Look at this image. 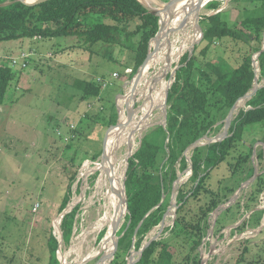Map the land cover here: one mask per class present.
<instances>
[{"label":"rangeland","instance_id":"rangeland-1","mask_svg":"<svg viewBox=\"0 0 264 264\" xmlns=\"http://www.w3.org/2000/svg\"><path fill=\"white\" fill-rule=\"evenodd\" d=\"M151 1L152 8L163 9L171 0ZM216 1L220 4L219 9L209 10L207 5L200 11L195 30L201 38L196 46H204L201 44V22L204 17L222 12L223 18L232 27H237L244 19L243 11L254 6L249 3L250 0ZM10 4L11 1L7 0L1 5ZM133 28L134 25L131 26V29ZM190 46L177 61L171 59L170 63L151 66L146 72L147 80H150L153 86L157 77L161 78L160 82L164 80L169 85L164 91L166 101L163 108L166 116L163 119V108H159L155 109L150 117H146V122L139 121L144 117L143 110H139L144 101L138 103L145 89L142 86L135 95L138 111L134 112L132 121L136 125L140 122L141 125L133 133L134 143L130 148L132 153H129L127 146L116 153L117 161L122 164L119 166L123 174L122 183L126 180L128 159L138 151L145 135L158 126H167L166 117L170 107L166 96L175 82L181 58L187 52L194 51L192 45ZM247 50L248 47L244 44L225 41L212 47L208 58L224 56L231 64L237 66ZM256 56L253 59L257 71L256 80L259 86H264V76L261 75ZM11 57L18 58L19 64L12 65ZM2 61H7L16 74L8 89L6 102L0 106V264H50L48 240L51 234L59 237L54 222L62 213L63 199L71 178L75 175L71 203L80 207L79 214L71 242L62 245L61 254L67 255L68 264H76L89 257L96 249L99 252L88 264H112L116 253L115 244L119 240L117 233L125 225L129 212H126L109 247L103 251L105 236L102 238V234L106 235L107 231L95 230L103 203V192L98 194L95 185L99 173H91L89 177H83L81 173L86 162L95 163L101 159L102 155L94 161L97 153L103 154L104 141L111 128L109 120L112 114L116 112L118 122L121 121V101L135 79V76L130 77L132 69L127 68L131 65V53L119 46L104 43H98L89 50L73 38H34L0 43V62ZM78 79L93 80L101 85L100 96L93 99L78 89L75 86ZM159 83L156 88H159ZM131 100L130 108L134 104L132 98ZM127 105L128 102L126 111ZM241 110L239 107L233 115L231 126ZM126 118L127 115L125 122ZM226 121L227 118L219 124V131H209L201 138L198 147L216 143L225 134ZM262 137L263 132L257 127L245 134V147H249L246 149L249 151L254 145V151L251 161L239 166L236 172L233 173L234 166L239 164L241 153L246 152L245 147H241L219 168L211 171L205 187L219 195L223 202L221 205L229 202L240 186L249 180L247 174L252 168L258 169L260 176L257 180L262 177L263 185H257L256 180L244 189L236 202L218 216L212 236L210 231L213 228L214 216L210 213L206 219L209 227L202 243L187 264H198L196 261L201 264L203 259L207 260V264H234L245 248H248L249 253L243 257L242 264H264V214L257 229L237 231L255 212L251 211L254 205H257L255 209L262 207L261 210L264 211V152L260 158L264 151ZM194 149L188 147L185 151L184 155L189 162L188 169L179 172V184L176 186L174 183L173 192L167 195L170 205L165 219L146 235L143 247L153 241L170 237L177 217L176 198L179 189L182 185H186L187 189L192 187V182H189L192 177L190 159ZM205 201L204 192L199 199L191 200L187 211L190 219L195 217ZM211 246L215 247V252L209 258ZM140 251L132 249L125 259L126 264L138 261L141 257ZM179 257L183 261V256Z\"/></svg>","mask_w":264,"mask_h":264},{"label":"trees","instance_id":"trees-1","mask_svg":"<svg viewBox=\"0 0 264 264\" xmlns=\"http://www.w3.org/2000/svg\"><path fill=\"white\" fill-rule=\"evenodd\" d=\"M6 1L0 0V43L34 38H73L89 50L98 43L116 45L131 53V65L127 67L132 69L131 78L154 50L152 42L160 28V18L150 13L139 0H50L38 6L11 1L10 5H1ZM249 3L254 6L243 11L244 19L237 27H232L223 18L222 12L204 17L201 22L204 33L201 44L204 46H196L191 57L187 52L181 58L175 82L168 94L170 109L167 126H158L145 135L138 151L128 159L125 186L129 214L125 225L117 233L118 247L112 264H126L129 252L132 249L141 250L146 235L163 221L170 205L167 195L173 192L179 172L189 166L185 151L209 131H219V124L225 121L237 101L252 91L257 76L253 59L259 53L257 61L264 76V0H250ZM219 7L218 1L208 4L209 10ZM225 41L248 47L237 66L224 56L208 58L212 47ZM15 74L7 61L0 62V106L6 102ZM75 86L93 99L98 98L102 91V86L93 80L78 79ZM246 103L248 109L242 108L234 119L229 137L194 149L190 159L192 177L189 182H192V187L187 189L186 185H182L179 189L177 217L170 237L153 241L135 264H187L192 254L197 252L209 227L207 217L223 204L219 195L205 187L211 171L246 146L244 136L252 128L257 127L263 132L261 142H264V86ZM117 125L118 115L114 112L109 126ZM250 148L241 153L233 173L239 166L251 161L254 145ZM101 155V152L97 153L94 161ZM253 175L254 168L247 176L250 179ZM75 179L76 175L72 176L61 212L71 202ZM262 179L260 177L256 181L257 185H263ZM202 192L205 193L206 203L190 219L187 213L190 202L199 199ZM79 208L75 207L62 220L61 229L66 244L71 242ZM263 214V210L255 211L237 231L257 229ZM48 244L50 264H60L57 237L51 234ZM243 250L242 258L234 264H242L243 257L249 253L248 248ZM184 251L187 252L182 253ZM179 255L183 256V261Z\"/></svg>","mask_w":264,"mask_h":264},{"label":"bare ground","instance_id":"bare-ground-1","mask_svg":"<svg viewBox=\"0 0 264 264\" xmlns=\"http://www.w3.org/2000/svg\"><path fill=\"white\" fill-rule=\"evenodd\" d=\"M26 1L30 2L32 0H26ZM142 1L148 3L151 0H142ZM212 1L214 2L216 0H206L205 5L203 7L207 6L209 3H212ZM197 3L198 0H192L190 2L182 1L179 4V7L183 9L182 11H178L175 14V18L170 27L173 29H177L179 24L183 21L184 17H186L187 13L190 11L191 15L188 18V23L184 27V29L171 34L170 37H165V36L162 37V39L159 42L160 52L157 56L151 59V61L148 64L147 71L151 66H155L158 64L164 65L165 63H170L171 59L172 61L175 60L177 61L184 54V52H186L191 47L190 45H192L201 38L200 34H197V30H195L198 19V14L197 12H195V6L197 5ZM162 19H163V25L167 23L168 19L166 16ZM146 72L144 73V76L142 77L138 89L135 93L136 95L142 86L145 87L144 91H142L138 99V103L144 101L142 107L139 108V110L140 109L143 110V114H144L143 115L144 117H142L141 120H139L140 122L142 121L146 122L148 120L146 119V117L148 116L150 117L151 114L155 111V109L163 108L166 101L164 91L169 87L166 81L162 80V82H160L161 81L160 77H157V80H154L155 86H153L151 81L147 80ZM158 83H159V88H156V84L158 87ZM132 86L131 89L130 88L128 89L127 94L123 96V99L121 101L122 122H125V117L127 115L126 104L128 102L127 108H130L129 102L132 101L131 100L133 94ZM255 87L257 88L258 84H254V88ZM246 102L247 101L245 99H242L238 103V108L239 107L246 108V104H247ZM163 112H164L163 119H165L166 114L164 108H163ZM132 120L130 121L129 124H127L124 128H122L121 131L117 129L110 134L105 148L106 152L108 153L107 159L103 160L101 158L99 161L95 163L86 162L85 165L83 166L81 173V176L83 177H89L91 173H95L97 171H98L97 174L99 173L97 175V181L95 185L98 194H101V192H103L101 194L103 198L102 199L103 203H102V209L100 210L99 219L96 223L95 230L107 231V233L105 232L106 235H104L105 237L103 243L104 244L103 251H105L109 247V243H111L112 237L118 231L121 225V224L118 225L119 220L122 221L127 212L126 206L123 203V199H124V195H123L124 188L122 183L123 174L119 170L120 169L119 166H121L122 164L121 162L117 161L118 157L116 153L119 149H121L124 146L129 147V151H130L129 153L130 154L132 153V149L130 148H132V144L134 143L133 133L141 125L140 122L137 123L136 125V123H134ZM178 184L179 182L176 183V186ZM57 221L58 220H56V227H57ZM98 252L99 251L95 249L93 252L90 253L91 255L89 257L96 255ZM60 259H61V264H68L67 255L66 256L60 255ZM82 263L83 261L76 262V264H82Z\"/></svg>","mask_w":264,"mask_h":264},{"label":"water","instance_id":"water-1","mask_svg":"<svg viewBox=\"0 0 264 264\" xmlns=\"http://www.w3.org/2000/svg\"><path fill=\"white\" fill-rule=\"evenodd\" d=\"M10 1H17V2H22L24 4H27L29 6H38L42 3H45L47 1H50V0H32L30 2L26 1V0H10ZM145 7L146 9L154 14L155 16L159 17L160 18V21H159V25H160V28H159V31L154 39V42L153 43V46H154V50L148 55L147 57V60L146 62L141 66V68L139 69L138 73L135 75V79L133 80V86H132V99L134 101V104L133 106L130 108H127V118H126V122H122V121H119L118 122V125L117 126H114V127H111L110 128V132L108 133V135L106 136L105 138V141H104V151H103V154H102V159L103 160H106L107 157H108V153L106 152L105 148H106V144H107V141H108V138L110 136V134L114 131V130H122V128H124L127 124L130 123V121L132 120V116L134 115V112L136 111V102H137V98L135 96V93L138 89V86L140 84V80L142 79V77L144 76V73L147 71V67H148V64L149 62L151 61V59H153L155 56H157L160 52V40L162 39L163 36L165 37H170L171 34L173 33H176L182 29H184V27L187 25L188 23V18L189 16L191 15L190 11L187 13L186 17H184L183 21L179 24L178 28L177 29H173L171 28V24L175 18V14L178 12V11H182L183 8L179 7V4L182 2V1H192V0H171L163 9L161 8H157V9H154L152 8L150 5H146L145 3H143L142 0H139ZM205 2L206 0H198V3L197 5L195 6V12H197L198 14V18H199V14H200V11L202 9V7L205 5ZM167 17L168 21L167 23H165L163 25V19L164 17ZM169 22V24H168ZM197 22H198V19H197ZM167 26H168V29H167ZM203 31L201 30V35H202V38H203ZM199 41H196L195 43L192 44V49H194L196 47V44L198 43ZM264 50V49H263ZM193 54V50L192 52L190 53V57L192 56ZM260 55L257 54L256 56V59L257 57ZM255 67V66H254ZM178 70V69H177ZM256 71V70H255ZM256 74H257V71H256ZM166 76V75H165ZM256 79H257V76H256ZM255 79V84H258V80ZM259 86V85H258ZM263 86H259V87H253L252 91L247 94L246 96H244L242 99H245L246 101H249L256 93L257 91L262 88ZM168 94L167 93V98H168ZM238 100L237 103L235 104V106L231 109L228 117H227V121H226V125H225V134L222 135V137L220 139L217 140V142H221L223 140H225L227 137H229L227 135L228 133V130L229 128L231 127V119L233 117V115L236 113V111L238 110V103L242 100ZM166 120H167V117H166ZM164 127H166V124L163 125ZM198 142H195L194 144H192L191 146H189V149H193V148H197L198 147ZM264 145V143H263ZM256 154V152H254V155ZM260 176V173L258 172V169L255 168L254 169V175L251 179H249L248 181H246L244 184H242L240 186V188L238 189V191L235 193V195L229 200V202H227L226 204L224 205H220L213 213L212 215L214 216V220H213V228L211 229L210 231V235L212 236L213 235V232H214V227L216 225V222H217V219H218V216L226 209L230 208V206L232 204H234L236 202V200L238 199L239 197V194L246 188H248L251 184H253L257 178ZM177 183V181L175 182V184ZM126 180L124 181L123 183V188H124V199H123V203L124 205L126 206V209L128 211V199H127V195H126ZM177 189L174 190V193H176ZM81 196H82V191H81ZM75 204L72 202H70L66 208L63 210V212L60 214V217L57 219V227H56V221L54 222V227L55 229L57 230V233L59 235V237H57L58 241H59V246H58V250H57V256H58V259H59V262L61 264V259H60V255H63L61 254L62 253V245L64 244V235H63V232H62V229L60 227V225L62 224V220L63 218L69 214L70 212H72V210L75 208ZM262 207H258L256 208L254 211H257V210H261ZM177 210V209H176ZM165 219V216L163 218V221ZM121 221L119 220V223L118 225H120ZM239 226V225H238ZM148 245L144 246L140 253L142 255L143 251L147 248ZM117 247H118V243L116 242L115 244V249H114V253L116 252L117 250ZM215 252V247L214 246H211V250H210V253H209V258L212 257V255L214 254ZM113 253V254H114ZM93 259V256L91 257H88L86 259L83 260V263L82 264H88L91 260ZM111 259V258H110ZM104 262V258L102 259ZM137 261H130L129 264H135ZM201 264H207V260L206 259H203Z\"/></svg>","mask_w":264,"mask_h":264},{"label":"built area","instance_id":"built-area-1","mask_svg":"<svg viewBox=\"0 0 264 264\" xmlns=\"http://www.w3.org/2000/svg\"><path fill=\"white\" fill-rule=\"evenodd\" d=\"M11 58H13V59H12V62H11L12 65H15V66H16V65L19 64V59H18V58H16V57H11ZM22 66H23V64H22ZM24 66H25V65H24Z\"/></svg>","mask_w":264,"mask_h":264},{"label":"crops","instance_id":"crops-1","mask_svg":"<svg viewBox=\"0 0 264 264\" xmlns=\"http://www.w3.org/2000/svg\"><path fill=\"white\" fill-rule=\"evenodd\" d=\"M152 3H153L152 1H150V2H148V3L145 2L146 5H151V6H152Z\"/></svg>","mask_w":264,"mask_h":264}]
</instances>
